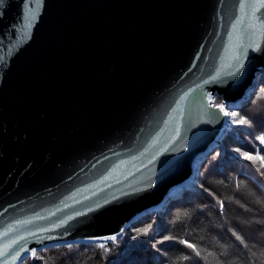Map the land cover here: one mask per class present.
Wrapping results in <instances>:
<instances>
[{
	"label": "water",
	"instance_id": "1",
	"mask_svg": "<svg viewBox=\"0 0 264 264\" xmlns=\"http://www.w3.org/2000/svg\"><path fill=\"white\" fill-rule=\"evenodd\" d=\"M263 72L259 0H0V264L163 205Z\"/></svg>",
	"mask_w": 264,
	"mask_h": 264
},
{
	"label": "trees",
	"instance_id": "2",
	"mask_svg": "<svg viewBox=\"0 0 264 264\" xmlns=\"http://www.w3.org/2000/svg\"><path fill=\"white\" fill-rule=\"evenodd\" d=\"M258 77L226 106L237 114L226 115L220 144L163 205L115 239L50 245L19 264H264V72ZM224 102L217 94L210 101Z\"/></svg>",
	"mask_w": 264,
	"mask_h": 264
},
{
	"label": "snow or ice",
	"instance_id": "3",
	"mask_svg": "<svg viewBox=\"0 0 264 264\" xmlns=\"http://www.w3.org/2000/svg\"><path fill=\"white\" fill-rule=\"evenodd\" d=\"M259 3L262 6H264V0H259ZM235 59L238 62L237 65L235 66V68L233 69V66L232 65H229L228 66L230 69H233V70L227 72V75L230 76V77L237 76L240 73L241 69L243 68V64L242 63H239L240 57H236ZM222 78H223L222 75L221 74H218L213 79L214 80H220ZM261 91H264V89H262ZM216 107H218L220 110L223 111L225 106L223 104H217ZM236 114H237L236 112H231V113L225 112V115H233L234 116ZM243 122H244V120H243V118H241V123H243ZM260 140L261 141H264V136L260 137ZM244 155L245 156H248V153H245ZM260 158H261L262 161H264V156H261ZM111 239H115V237H111ZM238 239H239V237H238ZM184 243H187V241H185ZM69 247H71V246L69 245ZM100 247H104V245H100ZM188 247L194 248V245L188 244ZM197 254L199 255V253H197Z\"/></svg>",
	"mask_w": 264,
	"mask_h": 264
},
{
	"label": "rangeland",
	"instance_id": "4",
	"mask_svg": "<svg viewBox=\"0 0 264 264\" xmlns=\"http://www.w3.org/2000/svg\"><path fill=\"white\" fill-rule=\"evenodd\" d=\"M259 80H260V78L258 77V78L256 79V81H259ZM249 90H250V89H249ZM249 90H247V92H248ZM247 92H246V93H247ZM246 93H244L243 97L246 95ZM213 95H214V94H211V95L208 96V97H209V101H212V97H213ZM243 97H242V98H243ZM250 98H251V97H250ZM223 102H224V100H223ZM222 104L225 106L223 111H224V112H227L228 109L226 108V106H228L229 104H227V103H225V102L222 103ZM226 109H227V110H226ZM228 124H229V121L227 120L226 115H225V123H224V128H223V130H222V133H223V132L226 133V131H227L226 128L228 127ZM222 133H221V134H222ZM220 141H221V140H220ZM186 180H187V179H186Z\"/></svg>",
	"mask_w": 264,
	"mask_h": 264
},
{
	"label": "bare ground",
	"instance_id": "5",
	"mask_svg": "<svg viewBox=\"0 0 264 264\" xmlns=\"http://www.w3.org/2000/svg\"><path fill=\"white\" fill-rule=\"evenodd\" d=\"M194 165H195V163H193V167H194ZM187 181H189V180H187ZM187 181H186V182H187Z\"/></svg>",
	"mask_w": 264,
	"mask_h": 264
},
{
	"label": "clouds",
	"instance_id": "6",
	"mask_svg": "<svg viewBox=\"0 0 264 264\" xmlns=\"http://www.w3.org/2000/svg\"><path fill=\"white\" fill-rule=\"evenodd\" d=\"M239 100H241V99H239ZM239 100H236L235 102H237V101H239ZM235 102H234V103H235Z\"/></svg>",
	"mask_w": 264,
	"mask_h": 264
}]
</instances>
